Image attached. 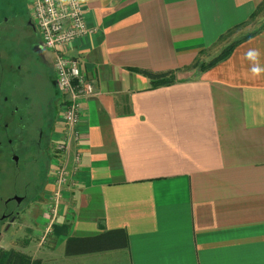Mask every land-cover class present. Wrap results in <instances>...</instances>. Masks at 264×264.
<instances>
[{"label": "crops", "instance_id": "obj_1", "mask_svg": "<svg viewBox=\"0 0 264 264\" xmlns=\"http://www.w3.org/2000/svg\"><path fill=\"white\" fill-rule=\"evenodd\" d=\"M263 1L81 0L95 31L65 53L95 95L58 198L46 182L27 264H264V26L246 25ZM144 72L174 81L152 88ZM64 130L57 115L56 141ZM108 232L125 245L65 254L69 238Z\"/></svg>", "mask_w": 264, "mask_h": 264}, {"label": "flooded vegetation", "instance_id": "obj_2", "mask_svg": "<svg viewBox=\"0 0 264 264\" xmlns=\"http://www.w3.org/2000/svg\"><path fill=\"white\" fill-rule=\"evenodd\" d=\"M28 14L23 0H0V121L8 120L2 123L3 129L8 128L12 121L19 133H25L20 141L35 147L34 160L39 170H36L34 182H25L24 194L11 195L3 202L14 200L19 206L23 201H40L43 206L50 163L55 157L57 139L53 132L60 102L47 101L40 94L42 82L51 66L39 54L43 49L40 40L32 42L31 34L36 29ZM35 93L38 94L36 97ZM6 144L9 148L0 147V158L4 157L12 167L20 170L26 157L21 160L17 145L11 139H7ZM15 197L21 200L17 201ZM18 213V210L4 211L1 215L5 219L3 222L10 224Z\"/></svg>", "mask_w": 264, "mask_h": 264}, {"label": "built area", "instance_id": "obj_3", "mask_svg": "<svg viewBox=\"0 0 264 264\" xmlns=\"http://www.w3.org/2000/svg\"><path fill=\"white\" fill-rule=\"evenodd\" d=\"M27 2L30 20L39 34L41 47L53 53L51 65L55 72L54 83L62 98L58 119L62 121L65 130L54 145L55 157H60V161L57 160L50 170V177L54 178L53 182L58 188L53 196L58 198L60 187L71 177L66 167L67 157L71 140L80 139L77 126L82 116L84 102L95 95L92 80L82 71L78 60L66 55L65 50L71 41L92 33L95 29L86 25L81 0H27ZM75 160L79 161V153L76 154ZM50 207H47V211Z\"/></svg>", "mask_w": 264, "mask_h": 264}, {"label": "rangeland", "instance_id": "obj_4", "mask_svg": "<svg viewBox=\"0 0 264 264\" xmlns=\"http://www.w3.org/2000/svg\"><path fill=\"white\" fill-rule=\"evenodd\" d=\"M23 1L27 9L28 2L27 0ZM246 25H249V27H251V29L253 30H259L264 26V1L261 9L256 12L255 17L248 21ZM236 31H238V29L234 30V32ZM238 35L240 34H235L231 36V38H239ZM31 36H33L32 42H38L40 40L37 31L32 32ZM218 46L219 48L221 47V49H212L209 51L210 57L212 56L213 58L214 56H216L224 48L225 45L224 43H222ZM46 55L48 57L50 56V54L47 53ZM44 79L45 80L42 82L41 85L40 94L45 96L47 101L54 100L56 103H59L62 98L59 93V90L55 86V83H53L55 79V72L53 70L52 65L49 68L48 73L46 74ZM37 95V93L34 94L35 97ZM51 111V114H53V110ZM5 121L8 120L4 118L0 121V147H2V149L9 148V145L6 144V140L11 139L12 142L17 145V151L20 155L21 160L26 157V161L22 168L18 170L15 167L11 166L9 160L5 159L4 157L0 158V249L3 248L6 250L13 249L14 251H20L23 248L24 251L27 252L30 246H32V244L27 241V238L32 233L30 230L34 229L35 227V225L32 224V219L42 209V203H40V201L39 203L33 201H23V203L18 206L15 204L14 200L4 203L3 199L8 198L11 195L24 194L26 192L25 182H34V175L36 173V170H39L38 164L34 160L36 149L35 147L28 146L22 141H20V137L23 136L25 133H19L18 128L15 127V123H13L12 121L9 122L8 128H1L2 123ZM53 181L54 178L48 177L47 182L49 185L53 184ZM45 196L47 197V193H44V197ZM11 210H18V216L14 221L10 222V224H5V222H3L5 219L3 220V216L1 215L4 211ZM39 221L42 220L39 219ZM33 233L31 235H33Z\"/></svg>", "mask_w": 264, "mask_h": 264}, {"label": "trees", "instance_id": "obj_5", "mask_svg": "<svg viewBox=\"0 0 264 264\" xmlns=\"http://www.w3.org/2000/svg\"><path fill=\"white\" fill-rule=\"evenodd\" d=\"M253 35L247 34L237 40L232 41L228 45H226L216 56H214L211 60L206 63H198L196 62L194 65L199 70H204L209 67H212L218 61L223 60L227 56L231 54L233 49L240 44L243 40L247 39ZM149 78L151 82V87L156 88L164 85H168L173 83L174 78L170 72L163 73H149L144 72ZM108 233H103L96 236L91 237H72L66 241L65 244V254H73L80 252H93L99 250H108L112 248H118L120 246L125 245V241L112 242L108 238H105ZM29 257L20 251L6 250L0 249V264H27ZM37 264V263H36Z\"/></svg>", "mask_w": 264, "mask_h": 264}, {"label": "water", "instance_id": "obj_6", "mask_svg": "<svg viewBox=\"0 0 264 264\" xmlns=\"http://www.w3.org/2000/svg\"><path fill=\"white\" fill-rule=\"evenodd\" d=\"M15 199H16L17 201H20V200H21L20 197H15ZM11 220L13 221V219H11ZM0 235H1V231H0Z\"/></svg>", "mask_w": 264, "mask_h": 264}]
</instances>
